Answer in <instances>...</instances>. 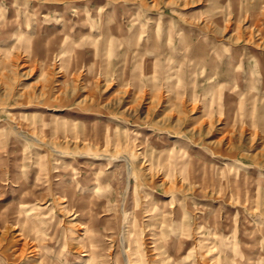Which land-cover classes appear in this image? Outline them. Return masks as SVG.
Wrapping results in <instances>:
<instances>
[{"label":"rangeland","instance_id":"rangeland-1","mask_svg":"<svg viewBox=\"0 0 264 264\" xmlns=\"http://www.w3.org/2000/svg\"><path fill=\"white\" fill-rule=\"evenodd\" d=\"M0 264H264V0H0Z\"/></svg>","mask_w":264,"mask_h":264}]
</instances>
